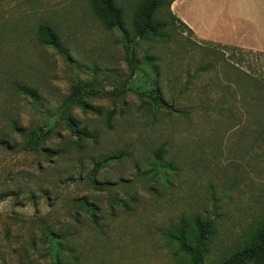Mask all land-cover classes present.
<instances>
[{"label":"rangeland","instance_id":"rangeland-1","mask_svg":"<svg viewBox=\"0 0 264 264\" xmlns=\"http://www.w3.org/2000/svg\"><path fill=\"white\" fill-rule=\"evenodd\" d=\"M144 1L113 0L124 35L95 0H0V264H192L170 237L197 216L216 231L203 264L226 263L264 218L245 76L264 52L201 41L166 5L143 40Z\"/></svg>","mask_w":264,"mask_h":264},{"label":"trees","instance_id":"trees-1","mask_svg":"<svg viewBox=\"0 0 264 264\" xmlns=\"http://www.w3.org/2000/svg\"><path fill=\"white\" fill-rule=\"evenodd\" d=\"M174 1L145 0L134 12L133 34L143 40H148L149 38L153 40L163 39L161 30L166 27V23L156 22L154 15L161 6L170 7ZM93 11L107 30L118 28L124 35L127 34L122 11L115 6L113 0H95ZM175 20L178 21L176 18ZM180 24L191 33L186 26L182 23ZM40 32L39 42L41 45L50 46L55 50L59 49L58 39L49 26L42 25ZM221 48L230 49L226 46ZM254 56H261V54L254 53ZM256 73L254 70V78L245 75L254 88V97L247 102V105L250 110L254 111V127L260 131V137L264 139V76ZM17 88L19 93L30 97L32 100H37V93L34 90L23 85H19ZM159 105L165 108L168 107L164 102H160ZM228 106V108H231V105ZM111 119L112 113H109L106 116V127L108 129L111 128ZM72 127L75 130V126ZM75 134L79 139L86 137L84 131H75ZM48 153L53 154L49 151ZM109 160L111 159H108L107 162ZM215 234L213 221L197 216L189 221H181L179 227L175 229L170 238L178 246L181 254L192 259V264H203ZM243 244L241 249L235 251L226 259V263L223 261L220 264H264V218L254 224L251 233Z\"/></svg>","mask_w":264,"mask_h":264},{"label":"crops","instance_id":"crops-1","mask_svg":"<svg viewBox=\"0 0 264 264\" xmlns=\"http://www.w3.org/2000/svg\"><path fill=\"white\" fill-rule=\"evenodd\" d=\"M170 12L201 41L264 52V0H175Z\"/></svg>","mask_w":264,"mask_h":264}]
</instances>
